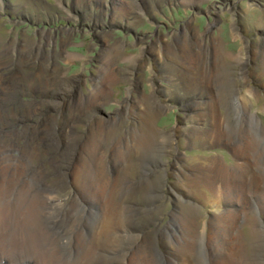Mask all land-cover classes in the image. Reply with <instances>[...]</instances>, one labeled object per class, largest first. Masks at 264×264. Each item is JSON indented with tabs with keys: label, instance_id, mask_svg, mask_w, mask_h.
I'll use <instances>...</instances> for the list:
<instances>
[{
	"label": "rangeland",
	"instance_id": "1",
	"mask_svg": "<svg viewBox=\"0 0 264 264\" xmlns=\"http://www.w3.org/2000/svg\"><path fill=\"white\" fill-rule=\"evenodd\" d=\"M218 50L238 59L223 62ZM203 52L211 68L229 70L236 85L231 97L256 93L248 109L259 113L263 135L264 0H0V107L13 113L14 101H5L11 96L24 106L17 119L2 117L0 141L23 135L13 158L28 145L36 165L52 173L51 158L59 160L73 180L79 166H93L103 182L95 184L99 193L109 179L106 200H90L76 183L64 201L69 212L73 203L93 212L116 205L125 224L137 228L121 250L104 245L119 250L116 257L129 253L124 264L154 253L166 264H196L188 252L203 229L208 264H264V172L243 152L249 137L232 141L216 132L214 104L219 116L227 109L216 83L199 77ZM20 59L28 68L17 65ZM147 140L152 149L138 157L135 141ZM245 160L249 174L236 169ZM4 165L0 183L10 171ZM222 167L235 181L219 174ZM232 211L241 215L239 224L226 225ZM94 234L86 238L96 246ZM0 250L2 263H11ZM95 263L111 264L109 253Z\"/></svg>",
	"mask_w": 264,
	"mask_h": 264
},
{
	"label": "bare ground",
	"instance_id": "2",
	"mask_svg": "<svg viewBox=\"0 0 264 264\" xmlns=\"http://www.w3.org/2000/svg\"><path fill=\"white\" fill-rule=\"evenodd\" d=\"M218 54L223 62L232 63L236 62V60L238 59L237 57H233V55L230 53L220 54L219 50ZM208 59L209 57L205 52L199 54L198 69H200L201 72L199 77L204 78L203 80L206 81L205 84H211L212 80L214 83H216L215 85L218 88L220 95H223V98H221L219 101L220 105L223 106V108L225 107L227 109V113L225 112L226 117L219 116L217 109L219 107V103L214 104V108L217 110V112L216 114H213L212 121L214 120L216 122V132L219 133L221 137L223 136L226 139L229 138L232 141L235 140L234 138L237 135H240V138L241 136L249 137L250 144L248 145V147L244 146L242 148L245 149L243 152L246 155L247 152L250 153V155L253 156V159L257 162L256 166L258 167L255 168L260 169L262 170V172H264V134L260 135L262 134L263 130L260 125L261 122L258 115L259 113H252V111L248 109V106L254 101L253 98L257 97L256 93L254 95L249 91L250 94L253 95L251 96L253 98L242 95L241 97L239 96V99L237 100V98H235L234 96L231 97L232 95H234L236 85L234 84L233 78L228 72L229 70L224 68L225 65L219 66L218 64L217 68H215L214 70V68H211ZM19 61H17V65H21L23 69L28 68V62L25 63L22 62V60L20 62ZM210 72H213V74ZM189 77H191V75ZM198 90H200V87ZM15 100L16 97L11 96L5 101L6 104L14 101V104H12V106L17 110L20 107V103L18 105H15V103L17 102V100L16 102ZM20 109L24 111V106L22 105ZM16 110H13L14 112L12 113L10 107L6 109L3 106L0 107V122H5V119L3 120L2 117L8 118L10 116L11 119H17L19 114L16 113ZM231 110H233L235 116L236 113L238 114V119H230L229 112ZM259 112L264 113V105L259 109ZM242 113L244 114L241 116ZM235 116L233 115V117ZM7 121L9 122L10 119ZM22 140H24L23 135L12 136L10 133H8L7 137L0 141V171L3 164H5L4 166L7 167L8 170H10L9 173H5L7 181H4L2 179L0 183V249L2 248V254H4V256L8 259L6 263H9L12 260L9 264H30V262H34L35 264H92L94 263V261L97 262V259L99 257H105V255L108 253L109 261L111 262V264L112 262H116L117 260L121 262V264L126 263L130 257L129 253L124 256L116 257L119 250L112 252L110 251V249H113L114 246L111 248L112 245H116L117 248L121 250L122 245L125 243V241L129 237L134 236V232H137V228H133L129 223L125 224V220H123L124 217L120 215V212H118L116 205H112L110 209L107 206L104 208V211L96 212L94 210L93 212L90 209L86 208V206H83L81 203H73V205L71 206L72 212H69L67 211L66 203L64 201V197L66 196H64V194L73 189L76 183L78 186H80V189L90 197V200L95 199L98 201L100 200L99 198L106 200L109 198V196L106 197V194L109 193V179L103 192L99 193L100 191L97 192V190L95 189V184H101L103 182L99 183V181H97V172L93 166L92 169L90 167H87L86 170L83 165H81L82 167L79 166V170H76L75 173V180H73L74 178L70 179V172L62 173V165L58 163L59 160L56 161L55 159L51 158V160L54 161L51 163L53 172H46L47 170L42 167L41 164L36 165V162H33L35 157L32 151L28 148V145L24 151L20 152L21 155L19 159H15L12 157V154L19 151L17 150L15 143ZM102 141L105 144H108V142H110L109 135L102 138ZM138 141L140 142V140ZM136 143L137 141H135L134 145L137 149L138 157L139 155L152 149V145L150 142V144L148 143V140L143 144L141 143V145H137ZM26 144L28 143L26 142ZM262 147L263 149H261ZM128 148L129 147H127L126 151L123 152L124 159H126L127 153H129ZM244 154L242 153V155ZM73 155L75 156V154ZM36 160L39 161V158H36ZM250 166L251 163L246 161V164L237 165L236 169L244 170L243 174H249L251 172ZM211 167L212 165L209 168ZM107 168L108 167H106L105 169ZM220 171H222V173L219 174L223 175V177H225L228 182H230L231 180L235 181V179L238 177L232 172V170H230V168L222 167ZM101 180L103 181L104 179ZM123 184L128 185L127 183ZM210 190L211 194H214V190L212 188ZM122 191L125 190L122 188ZM80 200L78 202H80ZM129 216L130 215H128V217L126 218L131 219L132 217ZM240 216L241 215L239 213H233L232 211L223 218V221L226 225H229V223L239 224L238 218ZM118 217H121L122 222L125 225V238H123L124 236L121 234V232H119L120 229L118 230L116 228V224L119 223ZM245 217L247 216L244 214V218ZM205 228L207 230L206 226ZM89 231L91 233H95V241H97L95 244L96 246H93V242L90 241ZM203 231H205V229H203L200 234H195L191 250H189V248L187 249L189 250V258H195L194 260L196 264H208V262H206V259H204L205 257L203 254L204 251H206V255L207 253H209L207 249H205ZM258 232L259 231L253 230V232H251L253 233L251 234V237L254 236L257 238L259 234ZM78 236H81L78 239L79 242L81 241V246L76 248V237ZM87 236H89V239L86 238ZM137 238L140 242L138 235H136V242ZM255 240L250 241V243L255 242ZM106 243L109 244V250H107L104 246ZM90 244L91 247H87V245L89 246ZM153 244V246L155 247L156 244L154 242ZM94 247L95 249L93 251ZM101 248H104V250H102ZM99 249L102 250V254L100 255V252L97 251ZM185 254L188 255L187 253ZM159 257L160 256L155 253L152 256L150 254L149 256L142 258V260L139 259V261H137L136 258L135 260H133L134 262H132V264H136L137 262V264H166L165 258V262H162ZM240 261V264H243V262H245L242 259ZM0 264H3L2 260H0Z\"/></svg>",
	"mask_w": 264,
	"mask_h": 264
}]
</instances>
